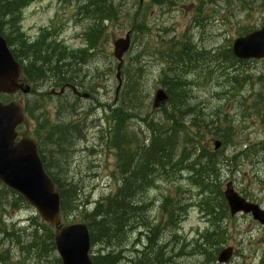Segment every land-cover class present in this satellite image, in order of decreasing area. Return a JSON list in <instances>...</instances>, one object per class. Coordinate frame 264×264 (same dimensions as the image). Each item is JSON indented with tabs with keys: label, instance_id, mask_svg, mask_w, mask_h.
Wrapping results in <instances>:
<instances>
[{
	"label": "rangeland",
	"instance_id": "1",
	"mask_svg": "<svg viewBox=\"0 0 264 264\" xmlns=\"http://www.w3.org/2000/svg\"><path fill=\"white\" fill-rule=\"evenodd\" d=\"M88 1L35 0L21 11L24 43L29 47L38 40L52 38L57 39L53 44L55 49L67 55V58H72V53H80L87 46L85 35L91 24L84 16V10L80 12V7L87 5ZM112 2L117 6L118 19L106 26L93 55L70 67L73 86L78 87L82 94H89V99L76 98L71 90L60 98L53 96L52 90L59 86L50 76L33 83L35 88L30 96L20 93L10 97V101L16 100L24 105L29 102L34 107L40 102L36 115L41 121L47 120L51 126L71 127L69 138L62 146V154L56 152L55 156H51L47 152L49 148L40 144L49 162L48 168L57 172L62 183L66 180L78 189L79 205L93 210L95 203L109 195L122 177L118 169L119 152L109 144L112 137L110 126L114 124L107 117L111 116L109 105L118 107L121 93L125 84L130 83V77L131 81L136 79L140 83L141 117L132 118L127 128L130 134L135 133L139 138L137 143L131 137L133 142L128 149L129 154L136 155L137 149L148 145L151 138L145 118L158 122L164 117L163 110H156L152 105L157 90L166 89V76L173 75L171 50L179 51L178 43L189 40L196 48L206 51L207 55L189 65L183 73L187 102L193 107L194 116L214 125L198 132L190 128L192 117H188L187 129L179 138V154L185 147L191 151L192 145L185 143L187 138L203 146L208 153L221 151L222 190L232 181L237 192L264 208V151L257 150L256 154L249 152L237 164L230 162L229 165L223 160L233 157L248 145L261 144L264 149V60L234 63L231 59L226 62L216 55L219 49L231 50L233 41L238 37L264 26V0H145L143 4L140 0ZM138 21L147 25L148 30L144 34L133 29V24ZM130 32L132 46L123 58L119 81L114 42L125 38ZM49 42L46 44H52L51 40ZM126 67L129 78L125 74ZM36 123L31 120L23 125L19 135L35 140L39 138L40 141L45 130L37 138ZM222 131H229L232 143L214 151L213 142L216 139L223 141L219 134ZM152 181L141 196L142 202L147 205L143 216L147 227L152 229L159 226L162 231L158 245H166V264H218V253L212 252L216 259L209 262L207 257L194 250L195 241L211 227V222L201 206L204 196L191 172L171 169ZM165 199L173 201V207L177 201L182 205L181 213L172 225H167L168 217L163 208ZM31 217H38L37 221L45 223L31 205L3 214L2 229L15 233L0 234V264H58L56 250L43 251L39 244L26 248L27 236L23 230ZM63 222L84 223L75 212ZM223 225L226 227V242L220 246V250L228 247L234 249L233 259L227 264H264V227L249 215L231 217ZM147 235H150V229L139 226L129 232L123 255L139 258L140 254L136 251L145 250ZM146 251L147 254H154L152 250Z\"/></svg>",
	"mask_w": 264,
	"mask_h": 264
},
{
	"label": "trees",
	"instance_id": "2",
	"mask_svg": "<svg viewBox=\"0 0 264 264\" xmlns=\"http://www.w3.org/2000/svg\"><path fill=\"white\" fill-rule=\"evenodd\" d=\"M34 1L0 0V34L6 39L13 57L19 63H22L23 58H28L29 65L26 67V74L31 84L50 76L55 78L58 85H73V75L69 74L70 67L84 62L86 57L90 58L93 51L99 47L100 37L102 32H105L106 26L118 19L117 6L112 0H89L87 5L80 7V12L84 10V16H87L91 22L85 35L87 46L80 53H72V58H67V55L55 49L53 45L55 41L47 45L48 40L43 41L42 39L29 47L24 43L21 11ZM133 29L142 34L148 30L143 21L135 22ZM178 45L180 46L179 51L171 50V59L174 62L173 75H167L164 83L169 95L168 108L167 105L162 108L164 117L161 121L156 122L154 119L145 118L151 138L148 145H142L137 149L136 155L131 153L130 155L128 149L130 143L133 140L138 143L139 138L135 133L130 134L127 128L128 122L132 118L141 117L139 115L141 109L140 83L136 79L131 81L128 67H126L125 74L130 79V83L125 84L118 107L113 108L109 105L111 116H107L111 122H114L110 126L112 137L109 144L119 152L118 169L122 177H120L117 187L109 195L95 203L93 210L79 205L78 189L66 180L64 183L61 182L62 178L57 177V172L48 168L49 162L43 153L42 147L45 146V148H49L47 152L51 156H53L52 154L55 156L56 152L62 154V146L69 138L71 127L69 125L51 126L47 120L41 121L36 115V110L41 106L40 102L35 107L29 102L25 104L26 123L31 120L37 122L35 136L38 138L40 132L45 130L40 139V144L43 143V146L39 144V153L47 174L52 178L60 194L62 218L66 221L68 216L75 212L87 224L93 249V264L167 263V259L164 257L166 245L161 247L158 245L162 231L159 226H154L152 229L147 227L146 219L143 216L147 205L142 202L141 196L144 190L153 183V178H157L161 173H168L171 169H183L191 172L198 181L201 195L204 196L201 206L210 218L211 227L195 241L194 250L203 257H207L209 262H213L216 256L212 252L219 253L220 246L226 242V227L223 224L226 219H231L232 216L229 213V207L220 184V164L223 153L221 151L217 154L208 153L203 146H199L198 143L187 138L188 141L185 143L191 144L192 149L190 151L185 147L179 154V138L187 129L188 117H192L189 123L190 128H195L198 132L214 125L213 122L199 120L197 116L193 115V107L187 102L186 81L183 78L187 67L200 61L207 54L205 51L196 49L189 40L180 41ZM216 55L226 62L229 59L234 63L239 62L230 49L226 51L219 49ZM77 56L81 57L76 59ZM9 100L10 96L0 95V101L8 102ZM227 130L230 129L227 128ZM228 132L219 133L223 139L224 148L232 143ZM196 134L198 135V133ZM131 137L133 140L130 139ZM245 147V149L236 152L233 157L223 159L224 162L229 165L230 162L237 164L242 158H246L249 152L254 151L256 154L257 150L264 151L261 144ZM172 204L173 201L168 199H165L163 204L168 217L167 225L174 224L181 213V202L177 201L174 207ZM24 206L29 207L25 199L0 182V234L7 235L8 233L2 229L3 214ZM37 220H39L38 217H31L28 226L23 230L27 236L26 248L30 249L39 244V248L43 251H55L53 227ZM137 226L150 229V235L146 237V248L136 251L140 254L139 258L134 255L124 256V244L128 233L136 229ZM12 233L15 231L8 234ZM96 246L99 247L94 252ZM146 250H152L154 254H147ZM133 252L135 253V250L132 251V254H134ZM58 261L60 264L59 259Z\"/></svg>",
	"mask_w": 264,
	"mask_h": 264
},
{
	"label": "water",
	"instance_id": "3",
	"mask_svg": "<svg viewBox=\"0 0 264 264\" xmlns=\"http://www.w3.org/2000/svg\"><path fill=\"white\" fill-rule=\"evenodd\" d=\"M130 46V34L114 42V56L120 61L118 79H120L123 56ZM232 50L240 60L264 58V27L236 39ZM20 76L21 66L14 59L6 40L0 35V94L10 95L18 91L29 93L31 88L20 84ZM167 101L168 95L160 89L155 94L154 107L157 108ZM24 119L25 111L21 103L0 102V181L23 196L44 221L56 226L54 239L63 264H93L87 225L79 223L60 226V195L44 170L36 143L29 137L17 141L16 129ZM220 147L221 142L216 141L215 149L218 150ZM224 195L233 216L239 213L251 214L255 221L264 226V209L240 196L234 190L232 183L227 185ZM233 254L232 247L223 249L218 255V263H228Z\"/></svg>",
	"mask_w": 264,
	"mask_h": 264
},
{
	"label": "flooded vegetation",
	"instance_id": "4",
	"mask_svg": "<svg viewBox=\"0 0 264 264\" xmlns=\"http://www.w3.org/2000/svg\"><path fill=\"white\" fill-rule=\"evenodd\" d=\"M29 65V61L28 58H23L22 59V80H27V74H26V67ZM58 90V91H57ZM71 90L72 93L75 95L76 98H80L81 97V91L80 89L77 87V91L73 90V87L71 85H66V86H59L56 87L52 90V94L53 96H57V97H62L65 96L66 93H68L67 91Z\"/></svg>",
	"mask_w": 264,
	"mask_h": 264
},
{
	"label": "bare ground",
	"instance_id": "5",
	"mask_svg": "<svg viewBox=\"0 0 264 264\" xmlns=\"http://www.w3.org/2000/svg\"><path fill=\"white\" fill-rule=\"evenodd\" d=\"M143 74V73H142ZM144 76V75H143ZM138 95V94H137ZM138 99V98H137ZM135 117V116H134ZM119 239V238H118ZM143 240V239H142ZM145 246V245H144ZM138 253V252H137ZM116 262V261H115Z\"/></svg>",
	"mask_w": 264,
	"mask_h": 264
}]
</instances>
